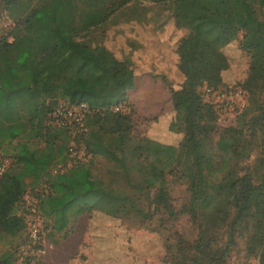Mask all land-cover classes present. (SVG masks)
Returning a JSON list of instances; mask_svg holds the SVG:
<instances>
[{"label": "trees", "instance_id": "16d2710c", "mask_svg": "<svg viewBox=\"0 0 264 264\" xmlns=\"http://www.w3.org/2000/svg\"><path fill=\"white\" fill-rule=\"evenodd\" d=\"M140 1L0 0V16L11 21L0 27V154L11 162L0 178V233L12 200L28 192L52 231H66L83 214L136 228H149L156 216L187 215L197 235L188 247L177 243L175 264H227L244 234L247 255L264 264V177H258V169L264 171V0H143L149 7ZM152 8L168 11L174 27L188 32L179 57L196 63L191 78L200 85L219 86L208 50L239 42L249 57L239 86L249 105L235 126L220 129L219 109L200 93L171 91L169 130L182 134L179 144L134 133L126 108L137 75L128 58L105 45V33L127 15L125 23L154 21L145 16ZM82 103L81 126L48 122L57 108ZM70 147L83 159L54 174ZM168 176L186 186L188 200L179 210ZM13 225L25 227L23 219ZM18 253L8 249L0 264H13Z\"/></svg>", "mask_w": 264, "mask_h": 264}, {"label": "rangeland", "instance_id": "374dc122", "mask_svg": "<svg viewBox=\"0 0 264 264\" xmlns=\"http://www.w3.org/2000/svg\"><path fill=\"white\" fill-rule=\"evenodd\" d=\"M140 5L149 7L151 4L141 0ZM145 16L147 19L154 17V21L149 19L140 23H125V19L130 17L127 15L118 24H110L104 43L118 58H128L137 75L136 86L129 92L126 108L132 114L134 133L177 146L182 134L169 130L175 99L171 91L181 95L190 91L202 95V87L206 82L200 85L197 77L191 78L196 63L179 57V44L188 32L176 29L166 10L152 8ZM259 17L264 19V10L259 12ZM10 25L11 21L6 15H1L0 27L7 29ZM208 60L210 70L219 82L215 89L225 91L240 88V83L246 77L249 57L240 49L238 41L221 50H208ZM161 77H165L166 83ZM248 105L246 93L245 108ZM218 111L220 129L235 126L240 112H230L228 109ZM217 138L216 135L214 141ZM260 141L261 136L256 145ZM258 153L259 148L255 147L251 152L252 159ZM258 177H264V171L260 168ZM167 180L173 205L179 210L188 200L186 186L170 176ZM5 194L6 198L13 199L10 194ZM26 195L31 196L25 192L19 200H12L10 210L7 211L8 223L4 227L6 232L0 233V255L8 249L14 252L27 241V227H13L15 220L23 219L26 215V208L23 206ZM161 217L162 219L156 216L149 228H136L103 214H83L66 231L56 232L52 231L49 218L37 215L45 254L29 259V263L175 264L174 250L177 243L181 242L188 247L196 238L197 228L187 215H179L175 219ZM17 256L20 258L13 264L25 262L26 258H22L20 254L15 255ZM227 264H259L256 256L247 255L246 234L236 238V246L227 258Z\"/></svg>", "mask_w": 264, "mask_h": 264}, {"label": "built area", "instance_id": "2783aa9c", "mask_svg": "<svg viewBox=\"0 0 264 264\" xmlns=\"http://www.w3.org/2000/svg\"><path fill=\"white\" fill-rule=\"evenodd\" d=\"M202 98L205 102L213 104L219 110L228 109L230 112H241L246 106V92L240 88L228 89L220 91L215 88L203 85ZM120 107H114V111H119ZM87 106L79 104L67 108H57L49 119L52 125H76L81 126ZM83 153L69 148V158L64 163L57 164L53 168L54 174L64 173L68 168L83 159ZM10 159L0 155V178L10 167ZM26 215L23 217L25 226L27 227V241L19 248V254L22 258L35 259L45 254L42 243L41 229L37 218V200L31 194L24 197V205Z\"/></svg>", "mask_w": 264, "mask_h": 264}]
</instances>
